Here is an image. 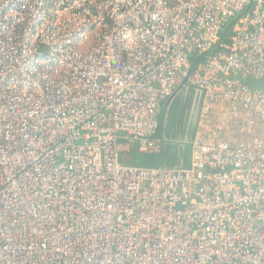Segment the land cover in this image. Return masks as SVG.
Segmentation results:
<instances>
[{
	"label": "built area",
	"instance_id": "1",
	"mask_svg": "<svg viewBox=\"0 0 264 264\" xmlns=\"http://www.w3.org/2000/svg\"><path fill=\"white\" fill-rule=\"evenodd\" d=\"M191 91L186 163L122 161ZM263 135L264 0H0V264H264Z\"/></svg>",
	"mask_w": 264,
	"mask_h": 264
},
{
	"label": "rangeland",
	"instance_id": "2",
	"mask_svg": "<svg viewBox=\"0 0 264 264\" xmlns=\"http://www.w3.org/2000/svg\"><path fill=\"white\" fill-rule=\"evenodd\" d=\"M188 112L186 109H182L180 112L178 111V109H176L174 113L171 115L170 120H168V124L166 128L167 130H170L174 134H176L177 138L178 137L180 138L183 134V129L186 124L185 116L186 113L188 114ZM208 127L209 129L216 131L221 138L223 139L226 138L228 141H231L232 143H240L249 140L253 135L260 137L262 132V130H258V129L254 130L253 128L250 129L249 127H247L246 129L245 123H243V121H241L240 118L239 119L233 117L229 118V116L223 114L219 108L215 109L212 119H210V122L208 124ZM248 131H250V133ZM165 145L166 147L164 148ZM187 152H188V147H187ZM181 153H182L181 146L179 144L166 140L163 143V148L161 152L152 154V158H151L153 161V162L151 161L152 163L149 161L148 154H141L135 150H132V152L130 153L132 159V160L130 159V161L134 164L143 167H147L150 165L158 166L159 164L173 166L170 161H172L173 159L176 160L178 157H180ZM166 157L168 159H165Z\"/></svg>",
	"mask_w": 264,
	"mask_h": 264
},
{
	"label": "water",
	"instance_id": "3",
	"mask_svg": "<svg viewBox=\"0 0 264 264\" xmlns=\"http://www.w3.org/2000/svg\"><path fill=\"white\" fill-rule=\"evenodd\" d=\"M191 95H189V97H193V95L197 94L198 96V100L196 102V107H195V111L194 113L189 116L188 115V119L187 122L185 124V127L183 129V134H182V138L180 137L177 138V135L174 134L173 132L168 136L167 132H166V126H165V116L168 110V104L170 103L171 98H169L168 100H166L165 104L161 107V109L159 110L158 113V125H157V130L155 133V137L158 138L160 141H162L163 143L167 140V141H171V142H175L176 140H180V144L183 146V152H184V156H187V145L188 142L190 141V139L192 138L193 132H194V126H195V122L197 119V114H198V107H199V101H200V97H201V93L200 92H196V91H191ZM192 111V110H191ZM176 138H175V137ZM179 142V141H177Z\"/></svg>",
	"mask_w": 264,
	"mask_h": 264
},
{
	"label": "crops",
	"instance_id": "4",
	"mask_svg": "<svg viewBox=\"0 0 264 264\" xmlns=\"http://www.w3.org/2000/svg\"><path fill=\"white\" fill-rule=\"evenodd\" d=\"M168 100V99H167ZM165 102H166V100L165 101H163V103H161V106H160V109H161V107L165 104ZM196 103H192V99H191V97H189V95H184V93H177V94H175L173 97H172V99H171V101H170V103L168 104V110H167V113H166V116H165V126H167V124H168V120H170V118H171V115L174 113V111L176 110V109H178V111L180 112L182 109H186L187 110V112H188V109L190 108V109H192L193 108V106L195 105ZM189 105H190V107H189ZM189 109V110H190ZM187 116V117H186ZM186 116H185V119H186V122H187V119H188V114L186 113ZM167 129V128H166ZM167 131V130H166ZM179 138V137H178ZM182 138V137H181ZM180 139V138H179ZM177 141H179V142H177ZM175 143L176 144H179L180 146H181V151H182V153H181V155H180V157H178L177 159H176V162H175V165L174 166H176V165H182V164H185L186 163V161H187V156L185 157L184 156V152H183V146L180 144V140H176L175 141ZM166 147V145L164 146V148ZM165 150V149H164ZM176 150V149H175ZM173 152H176V151H173ZM152 155H149V161L151 162L152 161ZM153 162V161H152ZM151 162V163H152ZM150 163V164H151ZM150 166H152V165H150ZM150 166H147V167H150Z\"/></svg>",
	"mask_w": 264,
	"mask_h": 264
},
{
	"label": "trees",
	"instance_id": "5",
	"mask_svg": "<svg viewBox=\"0 0 264 264\" xmlns=\"http://www.w3.org/2000/svg\"><path fill=\"white\" fill-rule=\"evenodd\" d=\"M167 130V129H166ZM167 132V135L169 136L171 133H172V131H170V130H167L166 131ZM168 157V156H167ZM165 158V159H168V158ZM131 159V155H130V153H126V154H123V157H122V161H125V160H130ZM132 160V159H131ZM139 161V160H138ZM168 161V160H167ZM135 162V161H134ZM171 163H172V165L174 166L175 165V162H176V160H172V161H170ZM137 163V162H136Z\"/></svg>",
	"mask_w": 264,
	"mask_h": 264
},
{
	"label": "flooded vegetation",
	"instance_id": "6",
	"mask_svg": "<svg viewBox=\"0 0 264 264\" xmlns=\"http://www.w3.org/2000/svg\"><path fill=\"white\" fill-rule=\"evenodd\" d=\"M195 105H196V104H195ZM195 105L193 106L192 109L189 110V112H188V115H189V116H191V115L194 113V111H195V107H196ZM191 110H192V111H191Z\"/></svg>",
	"mask_w": 264,
	"mask_h": 264
}]
</instances>
